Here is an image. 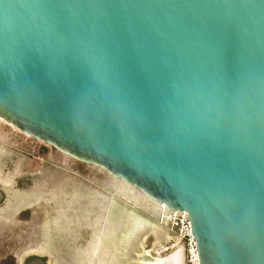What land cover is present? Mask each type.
I'll return each instance as SVG.
<instances>
[{"label":"water","instance_id":"obj_1","mask_svg":"<svg viewBox=\"0 0 264 264\" xmlns=\"http://www.w3.org/2000/svg\"><path fill=\"white\" fill-rule=\"evenodd\" d=\"M0 117L264 264V0H0Z\"/></svg>","mask_w":264,"mask_h":264},{"label":"rangeland","instance_id":"obj_2","mask_svg":"<svg viewBox=\"0 0 264 264\" xmlns=\"http://www.w3.org/2000/svg\"><path fill=\"white\" fill-rule=\"evenodd\" d=\"M162 209L0 118V264H148L187 249Z\"/></svg>","mask_w":264,"mask_h":264},{"label":"built area","instance_id":"obj_3","mask_svg":"<svg viewBox=\"0 0 264 264\" xmlns=\"http://www.w3.org/2000/svg\"><path fill=\"white\" fill-rule=\"evenodd\" d=\"M163 212H165L167 216L173 217V219L176 220V225L180 227L182 237L187 243L186 255L187 253L189 255L188 264H198L199 255L197 251V241L192 233V223L188 213L184 211H171L166 208Z\"/></svg>","mask_w":264,"mask_h":264},{"label":"bare ground","instance_id":"obj_4","mask_svg":"<svg viewBox=\"0 0 264 264\" xmlns=\"http://www.w3.org/2000/svg\"><path fill=\"white\" fill-rule=\"evenodd\" d=\"M159 204H161L162 207L167 209L165 204H162V203H159ZM182 262H183V253L181 250H178L171 256H167V257L158 256L155 258H150V261H147L146 263L148 264H182Z\"/></svg>","mask_w":264,"mask_h":264},{"label":"crops","instance_id":"obj_5","mask_svg":"<svg viewBox=\"0 0 264 264\" xmlns=\"http://www.w3.org/2000/svg\"><path fill=\"white\" fill-rule=\"evenodd\" d=\"M162 207V206H161ZM164 208V207H163ZM162 212H163V210H162Z\"/></svg>","mask_w":264,"mask_h":264}]
</instances>
